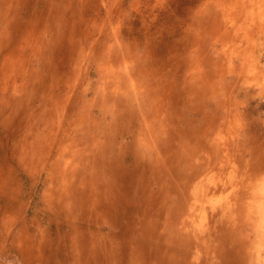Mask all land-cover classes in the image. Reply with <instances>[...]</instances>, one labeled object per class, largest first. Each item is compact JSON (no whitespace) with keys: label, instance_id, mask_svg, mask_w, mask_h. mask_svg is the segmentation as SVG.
<instances>
[{"label":"rangeland","instance_id":"1","mask_svg":"<svg viewBox=\"0 0 264 264\" xmlns=\"http://www.w3.org/2000/svg\"><path fill=\"white\" fill-rule=\"evenodd\" d=\"M38 230L53 264H264V0H0V264Z\"/></svg>","mask_w":264,"mask_h":264},{"label":"bare ground","instance_id":"2","mask_svg":"<svg viewBox=\"0 0 264 264\" xmlns=\"http://www.w3.org/2000/svg\"><path fill=\"white\" fill-rule=\"evenodd\" d=\"M62 89L63 88H61V90ZM113 189L114 188L112 187V185H109V187L105 191L109 194V192H111ZM112 194H113V191H112ZM102 206H103V209H104V213L106 215L104 217H101V221H102L101 224L96 222L97 224H94V225H99V230H103V229L106 228L107 231H112L109 234L106 233L102 238L106 241V245L109 246L108 247V252L111 253L113 256L114 255L118 256V254L116 252V248L113 247V244H115L114 242L117 241V236H119V233H120L119 230H118L119 229L118 227H122L123 225H125V227L128 229V231L132 232L131 231V228H132L131 226L134 225L136 219L134 218L133 220H131L130 228L128 226L130 223H127V222L125 224H120V225L118 224L117 225L116 222L114 223V222L111 221V217H113V216H111L112 214L109 213V210H110L109 207L108 206H105V204H103ZM175 219L177 220V218H175ZM87 220H88V225L86 226V224H84V226H86V227H84L85 229L83 228V237L82 238H85L88 234L92 236V231H93V229H95V228L92 227V226H94V225H92V218L90 217ZM169 221H171V223H172V224H170L171 227H177V228H180V230L183 229L181 226H183L184 224H185V226H188V224L186 223V221H184L182 219H179V221H180L179 223L177 221H175L174 219L172 220V218ZM76 224L79 225V223H76ZM113 226H117V227L114 229ZM73 228H75V231H77V233H78L79 229L82 230V228H80L79 226H77V227H74L73 226L71 229H73ZM86 228L89 229V230H87ZM38 231L39 232H36V233H38L37 235H31V234H29V236L24 239V242L26 243V244H24L25 247L28 245V248L31 251L32 250H37L36 251L37 252L36 254L40 256V257H38L34 253V254L31 255L32 256V258H31L32 260H36V258H41V260L43 262L45 260L47 261V262L45 261L44 264H53L58 258L65 259V258H70L71 257V255H69V251L70 250L69 251H66V252H63L62 250L53 247L54 242L53 241L51 242V240H52L51 235L48 236V234L43 233V231H40V230H38ZM40 232H42V233H40ZM77 236L78 235L76 234L75 241H77V239H78ZM22 242L23 241H21V243ZM93 242H95V238L93 239ZM132 242H133L132 238L131 239L129 238L128 239V244H130V243L132 244ZM125 245H127V244H125ZM89 253H91V254H89V256L87 255L86 257L91 258V256H93V254H95L92 251H90ZM82 259H84V258L83 257L82 258L81 257L80 258H77V262L76 263L81 264L83 262ZM107 259H108V261L111 260V263L110 264H115L112 261V259H111L110 256H107ZM38 264H42V263L41 262H38Z\"/></svg>","mask_w":264,"mask_h":264}]
</instances>
